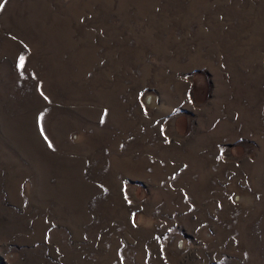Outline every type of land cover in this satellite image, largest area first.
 <instances>
[{"label":"rangeland","instance_id":"obj_1","mask_svg":"<svg viewBox=\"0 0 264 264\" xmlns=\"http://www.w3.org/2000/svg\"><path fill=\"white\" fill-rule=\"evenodd\" d=\"M0 264H264V0H7Z\"/></svg>","mask_w":264,"mask_h":264},{"label":"snow or ice","instance_id":"obj_2","mask_svg":"<svg viewBox=\"0 0 264 264\" xmlns=\"http://www.w3.org/2000/svg\"><path fill=\"white\" fill-rule=\"evenodd\" d=\"M6 2H7V0H4L3 3H0V11H2L4 9V6H5ZM25 63H26V58H25V56L21 55L19 57L17 63H16V68L20 72L22 77L24 75ZM45 99H47V97H45ZM101 123H103V120H101ZM41 135H44L43 128H41ZM45 139L47 140V137H45ZM49 147H52L51 143H49ZM125 199H127V196H125Z\"/></svg>","mask_w":264,"mask_h":264}]
</instances>
